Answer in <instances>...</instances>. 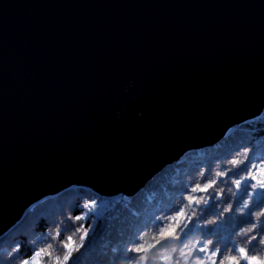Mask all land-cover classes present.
Segmentation results:
<instances>
[{"label":"water","instance_id":"water-1","mask_svg":"<svg viewBox=\"0 0 264 264\" xmlns=\"http://www.w3.org/2000/svg\"><path fill=\"white\" fill-rule=\"evenodd\" d=\"M264 113V0H0V238L71 188L131 198Z\"/></svg>","mask_w":264,"mask_h":264},{"label":"trees","instance_id":"trees-1","mask_svg":"<svg viewBox=\"0 0 264 264\" xmlns=\"http://www.w3.org/2000/svg\"><path fill=\"white\" fill-rule=\"evenodd\" d=\"M245 148L250 151L246 153ZM237 156L241 160L246 156L264 159V113L255 121L234 128L214 146L186 153L179 162L164 169L141 192L112 209H107L108 200L80 188L70 189L45 201L25 215L22 223L6 237L0 239V260L7 261L13 246L20 243L22 248L19 254L13 253L17 256L13 264H21L37 248H46L51 253L50 257L43 258L47 264H57V257L63 260L66 252L64 241L68 237L72 238V243L77 247L68 264H124V255L120 249L125 245L131 246V242L137 239L148 247L146 264H166L165 256L184 264L185 258L180 252L182 243L198 249L210 239L216 247L222 249L234 245L250 248L240 229L249 227L248 221L264 224V217L249 216L247 209L243 215L237 211L242 189L237 192L232 180L242 175L239 169L235 170L237 176L231 172L226 177L217 176L232 168L230 161ZM211 180H217L215 192L219 193L222 189L223 197L209 199L208 194L212 192L209 189L208 192L192 193L200 200L199 203H190L187 196L192 188ZM90 200L97 201L96 214L89 213L88 219L76 221L75 216L82 214L83 205ZM229 204L233 208L231 213L225 212L216 225H206V219H216ZM181 209L185 218L177 226L170 218ZM252 210H264V205L261 209L253 207ZM170 224L175 228L174 234L180 236L179 241L171 236L160 237V231ZM81 225L83 228L91 225L92 228L83 246H80L79 240L83 231ZM57 229L61 232L59 238L56 236ZM210 231L214 234H209ZM157 240L159 243H156ZM254 251L264 256V245L256 247Z\"/></svg>","mask_w":264,"mask_h":264},{"label":"snow or ice","instance_id":"snow-or-ice-1","mask_svg":"<svg viewBox=\"0 0 264 264\" xmlns=\"http://www.w3.org/2000/svg\"><path fill=\"white\" fill-rule=\"evenodd\" d=\"M244 151L247 153L250 149L245 148ZM232 168H229L227 171L222 173H218L217 176H228L231 172L233 176H237L236 169H239V172L242 175H239L238 178H234L232 183L235 185V189L237 192H241V203L240 207L237 209L242 215L245 210H248L249 216L255 215L259 217H264V210H259L253 212V207L257 209H261V206L264 205V159H252L248 156L245 157L244 160H241L238 156L233 158L230 161ZM217 180H211L203 185L197 184L192 188L191 193L188 194L187 199L189 202L199 203L200 198L198 196H194L192 193H201L208 192L209 189L212 190L208 194V198L211 200L217 199V197H223V190L221 189L219 193L215 192V185ZM97 207L96 200H90L83 205V209H81L82 214L76 215V221H83L89 218V213L95 215V209ZM86 209L87 211H83ZM233 211L232 205L229 204L226 208H224L217 216L216 219L207 220L206 225H216L217 221L221 216L224 215L225 212L231 213ZM71 218V217H70ZM185 218V213L181 209L179 212L174 214L170 219L174 222L178 223ZM249 227L241 228L240 232L246 237L245 242L250 245V248H246L244 246H236L234 245L232 248L224 247L223 249L220 247H216L213 244L212 240H207L203 245L197 247L193 246L189 248L187 243H182L180 252L181 256L185 258L184 264H264V256H260L256 254L254 249L260 245H264V224H261L259 221L251 222L248 221ZM205 225V226H206ZM82 234L79 237L80 246H83V242L86 238H88L89 231L92 230L91 225L88 228H83ZM175 228L173 225H169L160 231L159 235L161 238L171 236L174 240L179 241L180 236L175 235ZM209 234H214L210 233ZM61 232L59 229L56 231V236L59 238ZM187 236V233H185ZM255 242V244L253 243ZM159 243V240L156 241ZM199 244V242H197ZM35 244V241H33ZM155 245H150L149 247H154ZM50 247V245H49ZM22 245L17 243L13 246L12 252L8 253L9 259L7 261L0 260V264H13V262L17 259L16 255L13 253L19 254L21 251ZM64 248L66 252L63 256V260L57 257V264H68V262L72 258V252L77 250L75 244L72 243V238L68 237L67 240L64 241ZM121 253L124 255V264H146L147 261V252L148 247H146L140 239L134 240L131 242V246L125 245L122 249H120ZM176 251V249H173ZM128 253H132L133 255L129 256ZM45 256H51V253L46 250V248H37L33 251L32 255L21 261V264H47V262L43 259ZM164 260L166 264H179V261H174L171 258L165 256Z\"/></svg>","mask_w":264,"mask_h":264},{"label":"bare ground","instance_id":"bare-ground-1","mask_svg":"<svg viewBox=\"0 0 264 264\" xmlns=\"http://www.w3.org/2000/svg\"><path fill=\"white\" fill-rule=\"evenodd\" d=\"M178 162H179V161H178ZM71 189H74V188H71ZM80 189H86V188H80ZM69 190H70V189H69ZM86 190H88V191H90V192H92V193L98 195L97 193L93 192V191L90 190V189H86ZM142 190H143V189H142ZM142 190H140L139 192H141ZM139 192H138V193H139ZM98 196L101 197V198H104V199L108 200V208H107L108 210L114 208L115 205H117L118 203H121V202H123V201H126V202H127V201H129L131 198L134 197V196H133V197H131V198L117 199V198H115V197L106 198V197H102V196H100V195H98ZM50 199H51V198H50ZM53 199H54V198H53ZM44 202H45V201H44ZM44 202H41V203L37 204L35 207H38L40 204H42V203H44ZM35 207H34V208H35ZM34 208H33V209H34ZM33 209L30 210V211H28L27 214L30 213L31 211H33ZM27 214H26V215H27ZM23 220H24V218L19 222V224H21ZM19 224H18V225H19ZM18 225H17V226H18ZM17 226H16V227H17ZM16 227H15V228H16ZM11 231H12V230H11ZM11 231H10V232H11ZM10 232H9V233H10ZM9 233H7L4 237H6ZM4 237H2V238H4ZM2 238H0V239H2Z\"/></svg>","mask_w":264,"mask_h":264},{"label":"rangeland","instance_id":"rangeland-1","mask_svg":"<svg viewBox=\"0 0 264 264\" xmlns=\"http://www.w3.org/2000/svg\"><path fill=\"white\" fill-rule=\"evenodd\" d=\"M219 142H220V141H219ZM219 142H218V143H219ZM216 144H217V143H216ZM213 146H214V145H213ZM211 147H212V146H211ZM99 209H100V208H99ZM100 210H101V209H100Z\"/></svg>","mask_w":264,"mask_h":264}]
</instances>
